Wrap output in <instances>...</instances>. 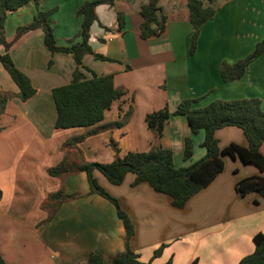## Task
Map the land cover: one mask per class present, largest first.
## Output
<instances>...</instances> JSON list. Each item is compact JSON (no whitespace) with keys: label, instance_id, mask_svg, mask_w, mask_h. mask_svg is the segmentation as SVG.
<instances>
[{"label":"crops","instance_id":"obj_1","mask_svg":"<svg viewBox=\"0 0 264 264\" xmlns=\"http://www.w3.org/2000/svg\"><path fill=\"white\" fill-rule=\"evenodd\" d=\"M84 1L90 0H39L42 9L53 10L48 21L56 44L80 41L82 19L76 11ZM201 1L215 12L200 26L192 53L186 0H159L165 28L146 39L140 37L139 9L147 0H114L112 7L95 6L97 20L90 26L88 43L94 53L108 59L85 54L83 64L97 75L112 74L114 86L125 93L105 111L102 121L88 127H54L56 109L51 91L70 81L75 67L71 54L50 53L41 28L25 32L11 46L13 63L36 89L30 98L20 101L15 96L17 85L0 62V91L11 94L0 115V215L21 221L23 230L13 234H25L30 243L27 259L20 258L17 264H88L90 253L100 254L104 264H111L110 256L124 250L123 224L106 198L89 192L86 174H48L47 170L62 160L66 151L62 144L68 138L96 130L67 150L72 162L75 156L78 161H111L112 140L120 156L160 144L171 149L173 162L180 167L205 154L203 131L191 133L186 118L172 114L182 99H196L192 107H202L215 99L257 97L264 111V52L250 61L240 79L224 82L219 72L221 61L234 63L245 58L264 37V0ZM116 11L123 13L122 28ZM35 14L32 2L9 11L4 37L11 39L16 27L30 22ZM82 71L90 76V71ZM165 105L170 115L156 139L144 118ZM128 111L122 125L103 128ZM214 136L220 148L230 143L248 144L237 126L220 127ZM185 137L192 140L187 160L182 157ZM260 152L264 156V142ZM222 159L223 170L183 208L172 206L170 196L156 192L146 182L134 184L131 172L118 185L98 170L93 176L131 218L134 234L129 245L141 260L151 264H238L253 251V235L264 232V197L257 192L240 196L235 183L250 175L264 176V167L260 170L244 163L237 155L225 154ZM58 190L77 196L49 201V206L43 207L48 195ZM161 245L160 254L154 256Z\"/></svg>","mask_w":264,"mask_h":264},{"label":"trees","instance_id":"obj_2","mask_svg":"<svg viewBox=\"0 0 264 264\" xmlns=\"http://www.w3.org/2000/svg\"><path fill=\"white\" fill-rule=\"evenodd\" d=\"M158 1L147 0L139 9L142 17L139 25L142 39L158 35L165 28L166 17L160 12ZM29 2L35 5L36 14L27 24L16 27L12 38L7 40L3 32L7 13ZM98 4H106L112 7L114 0L84 1L76 11V15L82 19L78 32L80 41L61 46L56 44L52 27L48 21L53 10L42 9L39 0H0V46H3V52H0V62L17 85L18 92L15 96L20 101H26L36 91L28 76L15 66L9 54L11 46L22 34L29 30L41 28L44 46L50 53H69L74 60L75 67L70 81L65 85L52 88L51 91L56 109L54 121L56 128L88 127L102 121L105 111L125 93L122 88L114 86L112 74L97 75L83 64L85 54H93L99 59H108L94 53L88 43L90 26L97 20L94 8ZM186 5L188 8L187 19L192 26L189 45V53H192L200 26L213 17L215 10L210 6H204L201 0H186ZM116 19L118 26L122 28L124 25L123 13L116 11ZM262 52H264V37L255 44L253 51L245 58L234 63L221 61L219 66L221 79L224 82L240 79L250 61ZM50 63L51 61L48 62V64ZM83 69L90 71L89 77L84 74ZM10 96V93L0 91V115L3 113L6 101ZM194 102L196 99L184 98L172 113L186 118L191 133L196 134L200 130L204 133L201 145L205 149V154L187 166L176 167L171 149L162 147L160 144H153L147 151H127L120 156L119 149L112 140H110V146L113 149L114 158L111 161L87 162L81 159L76 163L72 162L67 150L74 147L86 135L96 131L94 129L64 141L62 149L66 151L62 160L47 170L48 174L52 176H60L72 171H83L86 174L89 192L101 195L114 206L116 215L124 228V250L110 256L111 264H151V262L141 260L139 254L130 247L129 242L134 234L131 218L121 208L119 201L97 183L93 176L94 170H98L110 183L115 185L120 184L126 173L131 172L135 174L134 184L146 182L156 192L170 196L172 206L183 208L193 194L207 186L223 170L222 155L227 154L231 157L237 155L244 163H251L260 170L263 169L264 156L260 152V145L264 142V111L260 107V99L257 97L215 99L205 106L192 107ZM129 111L120 120L106 123L103 128L122 125L126 121ZM169 115L170 112L166 105L145 115L146 126L154 132L156 139L161 136L164 123ZM224 126L241 128L247 139V146L230 143L220 148L214 132ZM191 154L192 140L190 137H185L182 157L187 160ZM235 190L240 196L257 192L264 197V176L255 174L241 178L235 183ZM76 196L77 194H63L62 190H58L50 193L47 197L48 201L42 206H49V201L59 202ZM253 242V251L241 257L238 264H264V232L254 234ZM162 248L163 245L154 250V256L159 255ZM87 263L104 264L102 256L97 253H90L87 257ZM0 264H7L1 253ZM165 264H170V262Z\"/></svg>","mask_w":264,"mask_h":264},{"label":"rangeland","instance_id":"obj_3","mask_svg":"<svg viewBox=\"0 0 264 264\" xmlns=\"http://www.w3.org/2000/svg\"><path fill=\"white\" fill-rule=\"evenodd\" d=\"M70 153L71 156H74L72 152ZM76 159L77 158L75 156V160L73 162H78V159ZM22 227L23 224L21 221L4 219L0 215V250L4 254L6 258L5 260L10 264L19 263L20 258L27 259L26 249L30 248L27 236L21 232L13 234L16 230L22 231ZM23 264H29V261H26Z\"/></svg>","mask_w":264,"mask_h":264}]
</instances>
